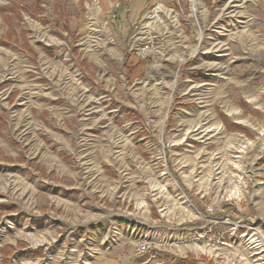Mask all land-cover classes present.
Returning a JSON list of instances; mask_svg holds the SVG:
<instances>
[{
  "label": "rangeland",
  "instance_id": "1",
  "mask_svg": "<svg viewBox=\"0 0 264 264\" xmlns=\"http://www.w3.org/2000/svg\"><path fill=\"white\" fill-rule=\"evenodd\" d=\"M0 264H264V0H0Z\"/></svg>",
  "mask_w": 264,
  "mask_h": 264
},
{
  "label": "trees",
  "instance_id": "2",
  "mask_svg": "<svg viewBox=\"0 0 264 264\" xmlns=\"http://www.w3.org/2000/svg\"><path fill=\"white\" fill-rule=\"evenodd\" d=\"M81 62H85V61H84V60H81ZM127 69H128V70H131L132 67H131V66H128ZM90 80H91V79H90ZM91 84H93V83H91ZM165 158H166V163H167V165L170 166V155H169L168 153H165ZM172 174H173V175L179 180V178H178V176H177L176 173H173V172H172ZM179 182H180V184L184 187L183 183H181L180 180H179ZM184 188H185V191H186L188 194H190V192L188 191V189H186V187H184ZM195 204H196L197 207L200 209V211L203 212V214H206V212H205V208H204L203 206H201L198 202H195ZM223 208H224L225 210H228V209L231 208V206H230L229 204H226V205H223ZM186 225L193 226V225H195V223H187ZM180 226H184V225L181 224ZM188 256H189V254H188L186 257H184V256H178L177 258H178V259H181V260H185Z\"/></svg>",
  "mask_w": 264,
  "mask_h": 264
},
{
  "label": "built area",
  "instance_id": "3",
  "mask_svg": "<svg viewBox=\"0 0 264 264\" xmlns=\"http://www.w3.org/2000/svg\"><path fill=\"white\" fill-rule=\"evenodd\" d=\"M152 47L153 43L151 41H146L138 45L135 48V52L139 56H144ZM142 249H145V245H138V250L141 251Z\"/></svg>",
  "mask_w": 264,
  "mask_h": 264
},
{
  "label": "crops",
  "instance_id": "4",
  "mask_svg": "<svg viewBox=\"0 0 264 264\" xmlns=\"http://www.w3.org/2000/svg\"><path fill=\"white\" fill-rule=\"evenodd\" d=\"M144 2H145V1H144ZM144 2H143V4H144ZM145 3H147V1H146ZM135 4H136V7H137V6L140 7V6L142 5V1H140V2L138 1V2L135 3ZM142 6H143V5H142ZM136 9H137V8H136ZM136 9H135V11L132 12L133 16H134V14L137 12ZM127 16H128V15H127ZM127 16H126V14H125L126 20H128V19H129V20H132V19H131L132 17H127ZM126 20H125V21H126Z\"/></svg>",
  "mask_w": 264,
  "mask_h": 264
}]
</instances>
